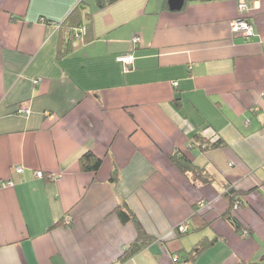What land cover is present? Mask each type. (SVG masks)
I'll return each mask as SVG.
<instances>
[{
    "label": "crops",
    "instance_id": "obj_1",
    "mask_svg": "<svg viewBox=\"0 0 264 264\" xmlns=\"http://www.w3.org/2000/svg\"><path fill=\"white\" fill-rule=\"evenodd\" d=\"M240 1L251 35L231 30ZM176 151L213 181L181 172ZM263 182L264 0H0V264H177L203 238L216 241L185 264H264ZM225 185L248 235L222 217ZM123 201L156 240L120 263L137 235L113 213Z\"/></svg>",
    "mask_w": 264,
    "mask_h": 264
},
{
    "label": "trees",
    "instance_id": "obj_2",
    "mask_svg": "<svg viewBox=\"0 0 264 264\" xmlns=\"http://www.w3.org/2000/svg\"><path fill=\"white\" fill-rule=\"evenodd\" d=\"M113 1L114 0H97V6L103 7ZM185 1L207 2L212 0H185ZM69 32H70L69 35L73 38L78 35L75 34L73 31H69ZM192 139H193L192 143L196 144L201 151L220 148L223 147L224 145V142L221 139H217L215 141L209 142V141H205L200 135H194ZM170 160L181 172H183L186 175L190 174L193 181H198L200 183H209L213 181V177L209 175V173L205 170L204 167H199L194 165L184 154L178 151H176L171 156ZM79 163L81 170L95 172L99 169L101 165V158L96 156L91 151H86L81 155L79 159ZM110 180L112 182L117 181V173L115 170L111 173ZM222 196L228 202V208L222 214V217L231 224V226L234 228L236 232L242 234L243 229L239 221L233 215V211L236 209L235 205H237L238 208L242 204L241 194L233 187H230L229 185H225ZM113 213L119 218L120 222L123 224L127 222H132L135 225V229L137 233L135 240L125 247V249L118 258V262L124 263L129 259H131L133 256H135L137 253H139L141 250H143V248L154 242L156 239L145 232L142 225L136 218L135 214L128 206L127 202L125 201L121 202L114 209ZM190 219L193 222L194 230H199L206 226L202 214H199L196 208H194V213L191 215ZM179 226L175 227L178 236L186 234L188 232L187 228L184 232L179 231ZM215 241L216 238L213 239L203 238L202 240L197 242V244L192 248L191 251L176 252L175 254L176 256H174L175 263L185 264L188 263L189 261L195 260V258L198 256L199 252L202 249L212 245Z\"/></svg>",
    "mask_w": 264,
    "mask_h": 264
},
{
    "label": "built area",
    "instance_id": "obj_3",
    "mask_svg": "<svg viewBox=\"0 0 264 264\" xmlns=\"http://www.w3.org/2000/svg\"><path fill=\"white\" fill-rule=\"evenodd\" d=\"M238 17L235 18L234 20H232L231 22V30L234 32V33H241L243 35H251L253 30H252V24L250 23V21L247 19V17L245 16V12H246V9H247V5L245 2L243 1H240L238 3ZM132 41L133 42H138L139 41V37L138 36H134L132 38ZM117 60L121 63H123L125 66H129L132 64V56L131 54H122V55H119L117 57ZM173 84H176V83H173ZM18 112L21 113V114H27L29 112V109L25 106H20L19 109H18ZM14 171L16 173H21L23 171V167L22 166H15L14 168ZM43 172L38 170L35 172V176L38 177V178H42L43 177ZM56 175L54 174H50L49 178L51 180H54L56 179ZM5 186H12V182L11 181H7L4 183ZM235 208H237V205H235ZM186 230L185 226L184 225H180L179 226V231L181 232H184ZM242 235L245 236V235H248V231L247 230H243L242 231Z\"/></svg>",
    "mask_w": 264,
    "mask_h": 264
},
{
    "label": "water",
    "instance_id": "obj_4",
    "mask_svg": "<svg viewBox=\"0 0 264 264\" xmlns=\"http://www.w3.org/2000/svg\"><path fill=\"white\" fill-rule=\"evenodd\" d=\"M185 0H167L170 10H180L184 5Z\"/></svg>",
    "mask_w": 264,
    "mask_h": 264
}]
</instances>
